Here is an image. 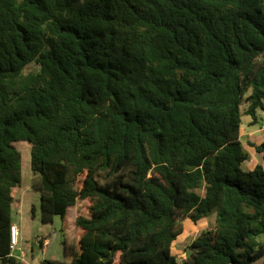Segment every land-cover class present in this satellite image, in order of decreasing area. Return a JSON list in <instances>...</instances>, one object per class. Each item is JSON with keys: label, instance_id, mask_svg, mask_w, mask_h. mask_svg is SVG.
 I'll list each match as a JSON object with an SVG mask.
<instances>
[{"label": "trees", "instance_id": "16d2710c", "mask_svg": "<svg viewBox=\"0 0 264 264\" xmlns=\"http://www.w3.org/2000/svg\"><path fill=\"white\" fill-rule=\"evenodd\" d=\"M259 111L264 0H0V264H29L11 256L16 142L43 224L88 203L66 259L39 264H256L264 141L245 171L241 131ZM212 216L179 261L185 221Z\"/></svg>", "mask_w": 264, "mask_h": 264}, {"label": "rangeland", "instance_id": "374dc122", "mask_svg": "<svg viewBox=\"0 0 264 264\" xmlns=\"http://www.w3.org/2000/svg\"><path fill=\"white\" fill-rule=\"evenodd\" d=\"M30 68H34L33 66ZM244 109V108H243ZM259 121L257 124H251L250 116L242 117L241 138L244 149L250 154V159L243 164V170L250 171L259 164L262 159L256 153L251 144H260L264 141V113L259 111ZM16 150L22 155V184L19 188L14 189V195L17 202L13 206L12 221L13 224L21 231L22 246L28 255L27 259L30 264H39L42 258L58 259L64 261V240L72 236V230L75 229V218L78 216H88L87 202L78 204L76 207L68 210L66 214L67 231H63V219L56 216L52 224H43L41 221V197L40 193L32 188L35 178L31 170V145L28 142H16L13 144ZM215 224V217H209L193 224L191 221H185L184 233L173 243L172 251L178 260L185 259V249L189 244L204 230L210 229ZM46 238V246L43 254L37 238ZM32 257L34 259H32ZM260 260L256 264L262 262Z\"/></svg>", "mask_w": 264, "mask_h": 264}, {"label": "built area", "instance_id": "2783aa9c", "mask_svg": "<svg viewBox=\"0 0 264 264\" xmlns=\"http://www.w3.org/2000/svg\"><path fill=\"white\" fill-rule=\"evenodd\" d=\"M37 242H39L42 246H48L47 240L37 238ZM11 256L23 261H25L27 257L24 249L19 246V231L15 226L11 231Z\"/></svg>", "mask_w": 264, "mask_h": 264}, {"label": "crops", "instance_id": "0c3cea01", "mask_svg": "<svg viewBox=\"0 0 264 264\" xmlns=\"http://www.w3.org/2000/svg\"><path fill=\"white\" fill-rule=\"evenodd\" d=\"M260 158H261V156H260ZM262 159V158H261ZM259 164H263V161H261ZM258 165V164H257ZM256 167V166H255ZM255 167H253L252 169H254ZM13 197L15 198V199H17V197L14 195V190H13ZM15 226V225H14ZM16 227V226H15ZM17 228V227H16ZM18 229V228H17ZM18 231H19V229H18ZM39 238V237H38ZM42 239V238H41ZM44 239V238H43ZM22 237H21V231H19V246L20 247H22L23 249H25L23 246H22ZM44 240H47L46 238L44 239ZM48 241V240H47ZM49 243V242H48ZM40 244V243H39ZM40 248L42 249V251H43V254L45 253V250H46V247L45 246H42L41 244H40ZM28 256V255H27ZM26 259H27V257H26ZM32 259H34L33 257H32ZM43 259H49V258H47V257H45V258H42L41 260H40V262L43 260ZM54 259H56V257H54ZM26 262H28L29 263V261L28 260H25ZM39 262V263H40ZM30 264V263H29ZM259 264H264V259H263V261L262 262H260Z\"/></svg>", "mask_w": 264, "mask_h": 264}]
</instances>
